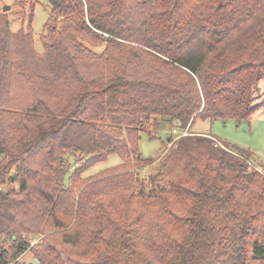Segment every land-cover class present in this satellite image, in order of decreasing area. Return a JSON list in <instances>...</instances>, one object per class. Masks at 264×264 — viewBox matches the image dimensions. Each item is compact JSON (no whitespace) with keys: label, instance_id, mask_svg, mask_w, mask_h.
<instances>
[{"label":"trees","instance_id":"16d2710c","mask_svg":"<svg viewBox=\"0 0 264 264\" xmlns=\"http://www.w3.org/2000/svg\"><path fill=\"white\" fill-rule=\"evenodd\" d=\"M46 4L42 53L33 13L15 34L0 17V264H264V175L242 152L204 133L139 150L162 124L250 121L264 0Z\"/></svg>","mask_w":264,"mask_h":264},{"label":"rangeland","instance_id":"374dc122","mask_svg":"<svg viewBox=\"0 0 264 264\" xmlns=\"http://www.w3.org/2000/svg\"><path fill=\"white\" fill-rule=\"evenodd\" d=\"M33 13L32 31L34 38V47L38 53H42V45L40 38L43 35L44 27L48 20V7L46 0H0V17L2 21L8 25L11 33H18L21 29H26L30 16ZM97 45V46H96ZM90 49L96 53H101L105 48V42H99ZM94 47V48H93ZM28 97L27 94L24 95ZM255 105L258 107L250 121L236 123L233 120L228 121H197L191 131H181L178 124L170 127L168 124H162L157 131H153L154 139L148 140L147 135H143L139 144L140 153L144 158L160 157L165 150L182 135L204 133L212 135L216 140V144L223 148L227 145L231 149L242 152L250 164L257 169L264 170V80L260 81L257 86ZM175 130V131H174ZM171 138V142H167V138ZM158 159L155 160V162ZM121 164V159L116 156H110L106 161L98 163L89 168L83 178H96L100 172L115 168ZM158 163L151 164L143 169H131L129 173L134 172L141 180H148L149 177L156 173ZM248 171H255L251 166H247ZM89 179V178H87ZM93 179V178H91ZM17 189V185L12 186ZM38 238L33 241L36 244ZM18 264H35L34 255L31 252L24 254Z\"/></svg>","mask_w":264,"mask_h":264},{"label":"built area","instance_id":"2783aa9c","mask_svg":"<svg viewBox=\"0 0 264 264\" xmlns=\"http://www.w3.org/2000/svg\"><path fill=\"white\" fill-rule=\"evenodd\" d=\"M188 135V133L187 132H184V133H182V135L180 136V137H182V136H187ZM254 170H256L257 172H259L260 174H262V175H264V170H262V169H257L256 167H254V166H251Z\"/></svg>","mask_w":264,"mask_h":264}]
</instances>
